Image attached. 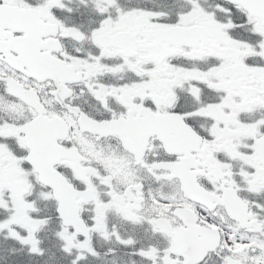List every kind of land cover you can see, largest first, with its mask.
Masks as SVG:
<instances>
[{
	"label": "snow or ice",
	"instance_id": "snow-or-ice-1",
	"mask_svg": "<svg viewBox=\"0 0 264 264\" xmlns=\"http://www.w3.org/2000/svg\"><path fill=\"white\" fill-rule=\"evenodd\" d=\"M0 264H264V0H0Z\"/></svg>",
	"mask_w": 264,
	"mask_h": 264
}]
</instances>
